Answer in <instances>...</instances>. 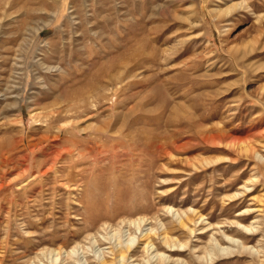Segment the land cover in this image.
<instances>
[{"label": "rangeland", "instance_id": "rangeland-1", "mask_svg": "<svg viewBox=\"0 0 264 264\" xmlns=\"http://www.w3.org/2000/svg\"><path fill=\"white\" fill-rule=\"evenodd\" d=\"M142 218L126 264H264V0H0V264H96Z\"/></svg>", "mask_w": 264, "mask_h": 264}, {"label": "bare ground", "instance_id": "bare-ground-1", "mask_svg": "<svg viewBox=\"0 0 264 264\" xmlns=\"http://www.w3.org/2000/svg\"><path fill=\"white\" fill-rule=\"evenodd\" d=\"M249 147V146H248ZM12 153V152H11ZM244 187V186H243ZM246 212V211H245ZM238 215H243L241 216V218L245 217V213H239ZM194 216V215H192ZM192 216H190V214H186L185 215V218L183 216L180 215L179 217V225H172V226H166L160 233H158V237L160 238L161 237V240L164 244V246L170 248V250H172L173 252H179L178 251V248L176 250L175 246L178 247V246H186V244L184 243H181L179 242L178 240H176V238H174V236L171 234L174 230H177V228H185V227H188V229L190 228V232H193L194 228H191L190 227V223L193 221L195 222L196 220L200 219L202 217V220H203V216L202 215H199L198 214V217L197 218H192ZM196 216V215H195ZM194 216V217H195ZM246 220V219H245ZM144 218L142 219H138V222L137 224L135 223L136 222V219L135 220H132V223L134 224L135 226V232L137 231H140V236H139V240H138V243L135 244V242L133 241L135 235H132V237H129L128 239L124 240L122 238V234H118L116 231V237L113 238L114 240H112V235H110V237H106L108 238V242L110 243V247H109V250H108V256L105 255L103 256L102 258H99V260H97L96 264H126L128 262V259L130 257H133L134 259L138 258V257H134V252L138 251L139 248L142 246V252L146 253L154 246V243L155 242V235L153 233V229L152 228H146L144 227V225H142V223L144 222ZM199 222V220H198ZM203 221H201L202 223ZM196 224V223H195ZM131 225V223H130ZM132 227V226H131ZM246 227H250L248 228L249 229H253V225L252 223L250 225H246ZM108 228V227H107ZM106 228V229H107ZM119 228V227H118ZM105 229V228H104ZM105 229V230H106ZM131 229V228H130ZM120 230V229H119ZM254 230V229H253ZM155 231V230H154ZM131 232V231H130ZM157 233V231H155ZM204 232V231H203ZM254 232V231H253ZM132 233V232H131ZM130 233V234H131ZM155 233V234H156ZM108 234V233H107ZM134 234V233H133ZM114 237V235H113ZM249 237V236H248ZM248 237L245 238V241L242 242V244L240 245L241 249L245 250L247 247L246 245L249 243V239ZM251 237V236H250ZM154 248V247H153ZM75 248L67 251L68 253V256L67 257H72L74 256V252H76L74 250ZM157 250V248H156ZM252 250V249H251ZM254 250V249H253ZM242 251V250H241ZM240 251V252H241ZM66 252V251H65ZM64 252V253H65ZM152 253V252H150ZM107 254V253H106ZM137 254V253H136ZM149 254V253H148ZM144 255H147V254H144ZM150 255V254H149ZM155 255V254H154ZM65 256V255H64ZM142 256V255H141ZM152 256V255H151ZM212 256V255H211ZM221 256V255H219ZM63 258V257H62ZM61 258V259H62ZM64 258V261L65 259ZM149 258V257H148ZM218 257L216 258H208V256H199V260L201 262H204L206 261V264H209V263H212V262H216V260ZM68 259V258H67ZM152 259V257H151ZM172 259L171 261L175 263H177L179 261V259H174L172 257V255H166L165 253H162L160 252L159 253V261H158V264H168L169 260ZM216 259V260H215ZM150 260V259H148ZM134 261V260H133ZM55 264V262H54ZM133 264V262H132ZM138 264V263H137ZM221 264H226V263H221Z\"/></svg>", "mask_w": 264, "mask_h": 264}]
</instances>
